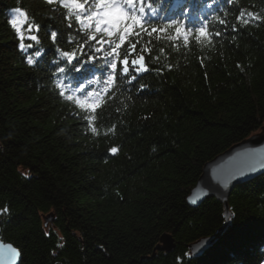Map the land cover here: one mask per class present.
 I'll return each mask as SVG.
<instances>
[{
    "label": "trees",
    "instance_id": "16d2710c",
    "mask_svg": "<svg viewBox=\"0 0 264 264\" xmlns=\"http://www.w3.org/2000/svg\"><path fill=\"white\" fill-rule=\"evenodd\" d=\"M153 6L161 19L109 57L117 69L106 84L104 60L81 76L57 53L79 57L86 39L74 16L68 27L60 0H0V210L8 209L0 242L19 252V264H264V171L234 186L228 219L215 196L188 202L207 162L264 128V19L237 20L241 12L264 17V0ZM15 8L27 13V51L8 23ZM168 18L183 22L179 35L175 26L148 34ZM200 27L207 37L198 38ZM83 51V59L94 54L90 44ZM125 56L129 74L121 75ZM140 56L148 70L136 74L131 61ZM61 66L66 72L56 74ZM164 234L172 251L158 249Z\"/></svg>",
    "mask_w": 264,
    "mask_h": 264
},
{
    "label": "snow or ice",
    "instance_id": "6c2138e0",
    "mask_svg": "<svg viewBox=\"0 0 264 264\" xmlns=\"http://www.w3.org/2000/svg\"><path fill=\"white\" fill-rule=\"evenodd\" d=\"M49 4L54 3V0H47ZM62 7L68 9V16L66 17L69 21L68 27H72V17H75V21L78 26V30L82 32L86 39L80 47V56L78 57L73 52H65L56 49L59 56L67 58V62L69 65L72 64L73 61L76 62V66L72 69L75 73H80L81 76L91 74L92 66L95 64L96 60L102 59L104 60L103 67L110 75L108 79L105 80L106 84H110L111 80L115 78V72L117 69V61L112 59L109 62V57H112L116 50L121 47V45L125 42L128 36H139L140 32L147 31L146 25L155 19H161L158 16V8L153 6V0H148L145 3V0H83L81 3L80 0H60ZM147 9V11H146ZM13 17L8 21V23L16 30L17 34L20 37L19 48L21 51H27V49L33 48V44L25 45L24 35L21 32V24L27 19L26 11L21 8H15L12 10ZM248 18H245L244 13L241 12V15L237 17V20L242 24L247 25L250 19L260 20L264 19V17H260L255 13H248ZM223 23V21H220ZM182 21L176 18H168V22L165 23L163 28H155L151 29V32H148L151 35L152 32H165L167 28L175 26V31L179 35L181 33ZM36 31H39L40 26L36 25ZM139 29V31H133V29ZM29 32L32 31V25L29 24L28 27ZM235 30V29H233ZM198 38L199 37H207L209 34L206 31L205 27H200L197 30ZM97 34H100V38L97 39ZM219 35V33H216ZM107 37L108 39H105ZM29 40L39 43L38 37L36 35H30L28 37ZM51 39L53 43H55L57 39V32H51ZM185 39H187L185 37ZM116 40H119L120 43L117 44ZM71 42V38L69 39ZM94 42V43H92ZM90 44L93 50V55L87 56V59H83L85 56V52L83 51L84 46ZM99 45V47H97ZM107 47L111 49L109 52H105L104 49ZM134 45H130L129 54H131L132 48ZM43 50H37L33 55H28L26 57V62L28 65H33L36 61L35 58H39L42 55ZM96 53H103V55L97 56ZM55 63V62H53ZM122 64L121 75L129 74V60L127 56L120 61ZM132 70L139 74L141 71H147L148 69L143 63V56H140L138 59H133L131 61ZM66 68L61 66L56 69V74L65 73ZM136 77L133 76L132 79ZM129 83L132 80L128 81ZM86 85L81 83L79 85L78 91H82ZM143 88V85H141ZM60 95H64L63 87H61ZM88 96L91 97L92 93L89 92ZM68 100H72L73 96H68ZM76 103L81 108L94 109L97 107L95 104H87L79 99L76 100ZM89 123L91 124V118L89 119ZM92 132H95L96 129L93 127ZM110 151L115 153L117 149L115 147L111 148ZM264 167V165H261ZM250 171H255V168L249 169ZM2 213H7L8 209L4 208L0 210ZM5 250V246H0V259L5 260V264H12L17 258L16 249L12 248L10 245L6 246V251L8 253L7 258L2 256L3 251Z\"/></svg>",
    "mask_w": 264,
    "mask_h": 264
},
{
    "label": "water",
    "instance_id": "95a60500",
    "mask_svg": "<svg viewBox=\"0 0 264 264\" xmlns=\"http://www.w3.org/2000/svg\"><path fill=\"white\" fill-rule=\"evenodd\" d=\"M263 130L264 128H262L261 132L234 144L225 152L207 162L203 168L202 175L188 197V202L191 205H197L207 197L215 196L224 204L225 215L228 219V197L234 186L258 176L264 171V167H261V165H264ZM251 168L256 170L250 171L249 169ZM46 220H48V217ZM218 236L219 234L204 238L191 245V252L194 255L202 253L215 242ZM161 241L162 245L159 246V250H173L174 243L170 235L164 234ZM8 245L14 248L11 244L0 242V246H5V250L2 253L4 258L8 256L6 251V246ZM17 254V258L12 261V264H19L20 255L18 251ZM0 264H5V260L0 259Z\"/></svg>",
    "mask_w": 264,
    "mask_h": 264
},
{
    "label": "rangeland",
    "instance_id": "374dc122",
    "mask_svg": "<svg viewBox=\"0 0 264 264\" xmlns=\"http://www.w3.org/2000/svg\"><path fill=\"white\" fill-rule=\"evenodd\" d=\"M261 131H262V130H260V131H258V132H261ZM258 132H257V133H258ZM263 132H264V130H263Z\"/></svg>",
    "mask_w": 264,
    "mask_h": 264
}]
</instances>
